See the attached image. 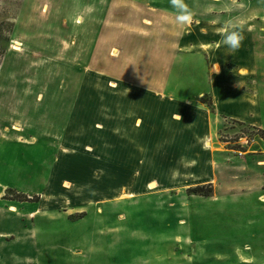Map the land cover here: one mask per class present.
Listing matches in <instances>:
<instances>
[{
    "label": "rangeland",
    "instance_id": "rangeland-1",
    "mask_svg": "<svg viewBox=\"0 0 264 264\" xmlns=\"http://www.w3.org/2000/svg\"><path fill=\"white\" fill-rule=\"evenodd\" d=\"M215 1L0 0V264H111L116 225L125 238L145 225L101 201L200 199L195 187L219 196L189 221L197 264H264V198H247L264 190V126L201 102L218 82L197 26L230 3Z\"/></svg>",
    "mask_w": 264,
    "mask_h": 264
},
{
    "label": "crops",
    "instance_id": "crops-1",
    "mask_svg": "<svg viewBox=\"0 0 264 264\" xmlns=\"http://www.w3.org/2000/svg\"><path fill=\"white\" fill-rule=\"evenodd\" d=\"M247 4L248 2L243 0H230L227 9L221 6L215 9L213 27L197 26L198 31L202 30L204 33L199 37L197 47L200 49L199 52L207 57L210 78L218 82L217 87L209 89V93L213 96L211 99L214 108L212 112L207 106L209 111L215 113L219 110L231 120L256 126L258 123L259 126H264L262 82L264 79V6L247 10ZM165 24L166 27L171 26ZM206 32H211V36L205 35ZM229 32L236 33L240 38L239 47L235 50L224 43V36ZM257 48L258 52L254 59L252 50ZM213 65L219 66L220 77L214 74ZM225 75L229 77L228 79H232L231 87L221 85L224 84L221 80ZM227 92L230 95H226ZM221 93L224 94L222 98ZM233 95L241 96V98L232 101ZM229 108L232 110H228ZM227 110L228 112H224ZM23 129L27 133L33 131V128L23 127ZM37 131L43 136V127ZM191 186L193 185L156 184V187L151 189L157 193L176 191L179 190L178 188L187 190L192 188ZM128 191H136V189L132 188ZM142 191L150 192L147 189ZM252 192L253 194L247 198L260 203V199L264 198V190L255 187ZM197 196L200 199H191L186 196L185 199L173 202L164 194L160 195L162 198L159 199L158 194L149 193L140 199L110 200L106 203L101 201L103 204H116L120 218L118 223L124 224L132 219L145 225L136 228L126 238L122 236L123 227L116 225L117 230L111 234L112 236L117 234L118 242L111 244L115 248L111 254V264H197V261H204L203 243L194 235V225L197 226L200 222H196L197 224L193 222L191 226L189 221H194V217L201 218V209L198 207L200 204L218 202L215 199L219 196Z\"/></svg>",
    "mask_w": 264,
    "mask_h": 264
},
{
    "label": "trees",
    "instance_id": "trees-1",
    "mask_svg": "<svg viewBox=\"0 0 264 264\" xmlns=\"http://www.w3.org/2000/svg\"><path fill=\"white\" fill-rule=\"evenodd\" d=\"M201 102L203 104H206L208 106V108L213 112L214 108H213L212 99H209V101H207V102H205V101H201ZM233 121H235V120H233ZM235 122H238V121H235ZM241 124H245V123H241ZM256 130L259 132L258 136L264 141V129L256 128ZM192 190H193L195 195H201V196H205V197L211 196V192H212V190H209L207 192H202L201 187H195Z\"/></svg>",
    "mask_w": 264,
    "mask_h": 264
},
{
    "label": "clouds",
    "instance_id": "clouds-1",
    "mask_svg": "<svg viewBox=\"0 0 264 264\" xmlns=\"http://www.w3.org/2000/svg\"><path fill=\"white\" fill-rule=\"evenodd\" d=\"M178 20L183 21L185 19L184 16H178ZM239 37L234 32H229L224 36V43L231 49L235 50L239 47Z\"/></svg>",
    "mask_w": 264,
    "mask_h": 264
}]
</instances>
